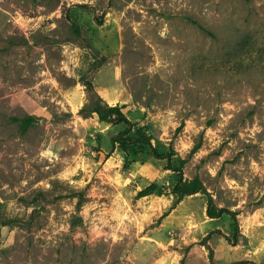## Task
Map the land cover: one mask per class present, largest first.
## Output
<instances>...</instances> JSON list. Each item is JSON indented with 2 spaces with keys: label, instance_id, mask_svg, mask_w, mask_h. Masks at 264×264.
<instances>
[{
  "label": "rangeland",
  "instance_id": "obj_1",
  "mask_svg": "<svg viewBox=\"0 0 264 264\" xmlns=\"http://www.w3.org/2000/svg\"><path fill=\"white\" fill-rule=\"evenodd\" d=\"M0 264H264V0H0Z\"/></svg>",
  "mask_w": 264,
  "mask_h": 264
},
{
  "label": "trees",
  "instance_id": "obj_2",
  "mask_svg": "<svg viewBox=\"0 0 264 264\" xmlns=\"http://www.w3.org/2000/svg\"><path fill=\"white\" fill-rule=\"evenodd\" d=\"M196 22V21H194ZM202 29H205L202 25H199ZM90 87H92L91 83H88ZM126 107V104H116V105H110L107 103L104 99H100V101L93 107L92 112H96L99 116V119L101 121L107 122V123H113V124H127L128 127L124 130L118 133L116 137L112 139L113 144H119V146L123 149L126 154L129 151L130 144L132 143V139L129 137H125L127 133L131 130V126L133 125V122L129 119V117L126 115V113L123 111V109ZM16 121L21 122V127L23 131H26L28 129V126L33 122L32 116H27L24 118H14ZM141 130V129H140ZM132 138V137H131ZM147 140L148 138L144 135L136 136L134 140ZM200 147L199 143L196 144L194 147V150L198 149ZM157 155V153H155ZM200 188V185L196 187H184L186 194H191L194 192H197ZM157 190V185L155 183H151L150 185L146 186L145 188L141 189L138 192V197H144L149 194L154 193ZM211 202V198L209 200ZM228 214L233 219V224L235 226V230H239V223L236 216V213L230 209L227 208H220L218 214ZM165 213L164 215H166Z\"/></svg>",
  "mask_w": 264,
  "mask_h": 264
}]
</instances>
